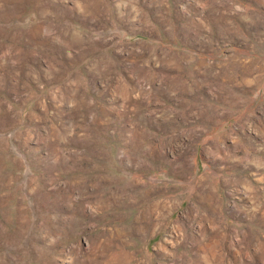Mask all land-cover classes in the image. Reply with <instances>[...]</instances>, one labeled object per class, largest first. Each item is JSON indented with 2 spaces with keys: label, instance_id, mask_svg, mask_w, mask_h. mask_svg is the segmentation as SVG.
<instances>
[{
  "label": "rangeland",
  "instance_id": "obj_1",
  "mask_svg": "<svg viewBox=\"0 0 264 264\" xmlns=\"http://www.w3.org/2000/svg\"><path fill=\"white\" fill-rule=\"evenodd\" d=\"M0 264H264V0H0Z\"/></svg>",
  "mask_w": 264,
  "mask_h": 264
}]
</instances>
